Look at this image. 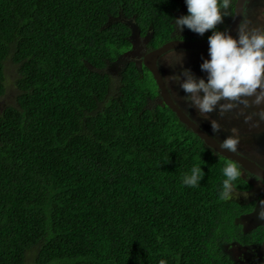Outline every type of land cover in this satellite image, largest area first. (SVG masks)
Instances as JSON below:
<instances>
[{
  "label": "trees",
  "instance_id": "trees-1",
  "mask_svg": "<svg viewBox=\"0 0 264 264\" xmlns=\"http://www.w3.org/2000/svg\"><path fill=\"white\" fill-rule=\"evenodd\" d=\"M184 14V0H0V98L9 61L18 74L0 105V264H238L227 246L264 242V223H241L264 191L220 200L229 159L156 103L144 64L111 72L136 31L152 49L201 37L174 32ZM194 164L205 176L186 187Z\"/></svg>",
  "mask_w": 264,
  "mask_h": 264
},
{
  "label": "clouds",
  "instance_id": "clouds-1",
  "mask_svg": "<svg viewBox=\"0 0 264 264\" xmlns=\"http://www.w3.org/2000/svg\"><path fill=\"white\" fill-rule=\"evenodd\" d=\"M250 1L184 0L187 14L173 18L174 32L178 36L182 37L180 33L185 28L201 35L197 39L174 40H208V49L186 50L198 52L208 50V57L200 64L201 71L206 73V78L199 77L190 68L183 67L185 54L177 50L184 49H169L160 56V62L172 68L180 65L182 69L180 73L163 78V86L168 88L173 103L180 105L183 102L189 108H194L198 116L210 120L214 133L221 130V125L219 121L209 117L210 113L217 111L219 115H224L238 104L264 105V20L254 18L247 13V3ZM241 4L246 5L245 11L238 9ZM235 14H240L242 17L235 36L228 31L231 24L225 30L217 27L223 23L225 17L232 16L233 19ZM209 30L211 34L204 38L203 35ZM151 51L145 48V55L151 54ZM173 82L183 90L184 96L181 97L172 91ZM187 106L181 107L188 114ZM259 116L264 120V109H261ZM197 123L202 126L201 123ZM236 131L233 128L229 135L222 141L219 140L221 149L238 152L240 141ZM244 171L237 160L230 159L225 162L222 168L224 178L218 193L220 200L229 201L235 197L238 186L236 182L243 177ZM204 176L203 168L194 164L183 174L182 183L186 187L196 188L200 186ZM261 203L264 204V201ZM259 216L264 219V208L260 210ZM158 264H168V261L161 258Z\"/></svg>",
  "mask_w": 264,
  "mask_h": 264
},
{
  "label": "rangeland",
  "instance_id": "rangeland-1",
  "mask_svg": "<svg viewBox=\"0 0 264 264\" xmlns=\"http://www.w3.org/2000/svg\"><path fill=\"white\" fill-rule=\"evenodd\" d=\"M264 4L263 0H251L247 13L254 18L264 20ZM150 35L147 38H142L138 31L134 35V45L131 51L127 52L117 64L111 68L113 74H118L123 67L127 64V61L136 60L138 65H142L144 62L145 48L149 51L152 50L149 45ZM182 51L184 55L183 67L190 68L193 73L199 77H205L206 73L201 71L200 64L204 58L208 57V50L198 52V51H186V50H177ZM160 67L164 76H170L176 73L181 72V66L177 65L175 68L168 66L166 63L160 62ZM17 65L9 61L7 64V85L9 87L8 96L0 98V105H5L7 101H10L11 92L15 89L12 85L14 84V79H17ZM171 89L173 92L179 94V96H184L185 93L182 89L179 88L175 82L171 84ZM163 102L161 96L156 100V103L161 104ZM180 105L185 108L187 104L183 102ZM188 114L195 119L197 122L201 123L203 126L207 127L209 132L214 136H218L219 140L222 141L227 135L230 134V131L235 128L236 135L239 138L238 151L258 159L261 163H264V120L260 119L259 112L261 109H264V105H255L250 103L248 106L244 104H238L237 107L233 108L231 111L225 113L224 115H219L217 111H214L209 114V117L219 121L221 125V130L218 132H213L211 123L209 119H204L197 115V112L194 108H189ZM246 173V172H245ZM246 175V174H245ZM254 188L250 192L241 193L238 190H235L234 200H239L241 202H250L252 199H257L264 191V182L263 180H251ZM264 199L259 200V206L257 210L249 215L242 218L241 223L244 225L245 230H250L256 226L262 224L264 219L259 216V212L264 208V204L261 202ZM227 253L236 261L238 264H264V247L261 248H250L244 249L238 245H231L226 247Z\"/></svg>",
  "mask_w": 264,
  "mask_h": 264
},
{
  "label": "water",
  "instance_id": "water-1",
  "mask_svg": "<svg viewBox=\"0 0 264 264\" xmlns=\"http://www.w3.org/2000/svg\"><path fill=\"white\" fill-rule=\"evenodd\" d=\"M244 4L238 6L239 10L245 11ZM242 17L240 14L233 15L232 23L228 29V31L232 35H236L237 26L240 23ZM169 49H184V50H203L208 49V40L201 41H189V40H172L166 42L162 46L153 49L151 54L144 56V65L150 70L152 73L157 86L159 88V95L161 96L164 103L173 110L179 121L187 126L188 129L192 130L195 134H197L205 143V145L212 149L215 153L222 155L227 159L237 160L245 171L261 178L264 180V167L258 164L256 161L250 159L240 152H230L226 149L220 148V141L209 131L204 129L200 124L194 121L185 110L177 103H173L172 98L170 96L168 88L163 86V78L164 73L160 67V56L163 52L168 51Z\"/></svg>",
  "mask_w": 264,
  "mask_h": 264
},
{
  "label": "flooded vegetation",
  "instance_id": "flooded-vegetation-1",
  "mask_svg": "<svg viewBox=\"0 0 264 264\" xmlns=\"http://www.w3.org/2000/svg\"><path fill=\"white\" fill-rule=\"evenodd\" d=\"M249 3L250 2H248L247 3V9H248V7H249ZM263 4H264V0H263ZM246 9V10H247ZM225 30V29H224ZM203 126V125H202ZM203 127H205V126H203ZM206 129H207V127H205ZM208 130V129H207ZM209 131V130H208ZM218 140H219V138H218V136H215ZM238 152H240V151H238ZM240 153H242V152H240ZM242 154H244V153H242ZM245 156H247V157H249L250 159H252V160H254V161H256L258 164H260L262 167H264V163H261L258 159H254L253 157H250L249 155H247V154H244ZM246 172V173H245ZM244 172V176H247V174H249V172H247V171H245ZM246 174V175H245ZM251 174V173H250ZM255 176V175H254ZM261 180V179H260ZM259 206V203H258V205L256 206V208H255V210L251 213V214H253L256 210H257V207ZM251 214H248L247 216H249V215H251ZM264 223V222H263ZM262 223V224H263ZM252 229H254V228H252ZM252 229H250V230H252ZM244 230H245V227H244ZM250 230H248V231H250ZM245 231H247V230H245ZM238 246H241V248H246V249H248V248H250L251 250H252V248H261V247H264V242L263 243H261V244H252V245H239L238 244Z\"/></svg>",
  "mask_w": 264,
  "mask_h": 264
}]
</instances>
